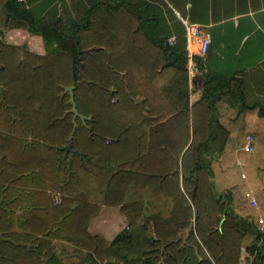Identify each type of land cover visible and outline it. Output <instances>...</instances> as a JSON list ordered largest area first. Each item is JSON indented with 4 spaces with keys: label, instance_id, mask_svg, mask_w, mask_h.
Here are the masks:
<instances>
[{
    "label": "trees",
    "instance_id": "1",
    "mask_svg": "<svg viewBox=\"0 0 264 264\" xmlns=\"http://www.w3.org/2000/svg\"><path fill=\"white\" fill-rule=\"evenodd\" d=\"M147 6L132 7L140 23ZM11 27L40 35L46 52L6 43ZM167 38L149 37L141 53L108 52L18 0H0V264H240L249 234V264H264V228L226 206L227 192L218 198L211 183L227 135L214 101L246 107L241 80L198 64L204 83L189 105L188 69ZM166 75L177 80L157 100L150 86ZM70 86L79 113L72 156L61 149L74 128ZM173 122L184 129L160 130ZM144 189L163 207L148 208ZM102 205L127 220L111 240L88 230ZM59 239L84 255L65 263Z\"/></svg>",
    "mask_w": 264,
    "mask_h": 264
},
{
    "label": "crops",
    "instance_id": "2",
    "mask_svg": "<svg viewBox=\"0 0 264 264\" xmlns=\"http://www.w3.org/2000/svg\"><path fill=\"white\" fill-rule=\"evenodd\" d=\"M18 1L34 17L56 22L64 32L76 33L90 47L141 53L148 47L149 37L174 36L172 45L177 46V56H182L180 60L188 69L189 105L200 98L204 83V78L196 74L198 64L205 73L239 77L246 107L238 110L221 96L214 101L215 115L227 135L224 150L212 161L211 180L215 189H219L218 194L227 192L226 206L242 216H250L259 229L264 228V0H143L148 6L141 8V23L132 12L139 0ZM176 11L202 25L210 34L208 52L202 57L196 55L198 63L187 52L184 29ZM85 19L87 24L82 25ZM3 36L8 44L21 45L38 54L46 52L42 37L26 28L11 27ZM176 80L172 75L158 78L150 91L155 87V98L163 99L167 95L163 89ZM182 129L184 125L178 122L160 127L161 131ZM247 135L253 137L251 151L244 149ZM141 195L151 210L164 205L163 198L153 197L149 189H144ZM126 226L127 220L119 207L106 205L88 222L91 234L107 240ZM57 242L59 248L62 244L67 246L66 251H58L62 259L71 260L74 255L70 243L64 239Z\"/></svg>",
    "mask_w": 264,
    "mask_h": 264
},
{
    "label": "built area",
    "instance_id": "3",
    "mask_svg": "<svg viewBox=\"0 0 264 264\" xmlns=\"http://www.w3.org/2000/svg\"><path fill=\"white\" fill-rule=\"evenodd\" d=\"M180 20L183 29L186 42L187 52L192 56H204L209 49L210 34L199 23L191 21L188 17L181 15L176 11L175 13ZM174 42V36L167 38V43L172 45ZM244 149L247 151L253 150V137L252 135L246 136V144ZM60 200L59 196H55V201ZM254 203V202H252Z\"/></svg>",
    "mask_w": 264,
    "mask_h": 264
},
{
    "label": "rangeland",
    "instance_id": "4",
    "mask_svg": "<svg viewBox=\"0 0 264 264\" xmlns=\"http://www.w3.org/2000/svg\"><path fill=\"white\" fill-rule=\"evenodd\" d=\"M4 37V36H3ZM27 48V47H26ZM101 48H104L105 50H107L108 52H118V51H113L114 49L113 48H115V47H101ZM212 183V182H211ZM212 189L213 190H216L218 193H220L219 192V189H215V185L213 186V183H212ZM53 193L54 192H51L50 194H52L53 195ZM55 196H59L60 197V195L59 194H56ZM55 196H54V198H55ZM52 197V196H51ZM130 199V198H129ZM52 200H54V199H52ZM55 201V200H54ZM56 202V201H55ZM121 231H123V230H119V231H117V232H121ZM252 234H249V235H247L245 238H244V240H243V242H242V250H241V262H240V264H249V261L251 260V256H250V254L248 253V251H247V246L250 244V242L252 241V236H251ZM81 255H84V253H80ZM80 255V256H81ZM79 255H75L74 257H72L74 260H64V262L65 263H70L71 261H78L81 257H80ZM101 264H107V263H101Z\"/></svg>",
    "mask_w": 264,
    "mask_h": 264
},
{
    "label": "water",
    "instance_id": "5",
    "mask_svg": "<svg viewBox=\"0 0 264 264\" xmlns=\"http://www.w3.org/2000/svg\"><path fill=\"white\" fill-rule=\"evenodd\" d=\"M73 88H74V86L67 87L65 89V91H68L69 94H70L69 102L72 104L71 111L73 112L74 128H73V131L71 132L70 137H69L70 143L68 145H64L61 148L65 152H70L71 153V156H72V154L74 152L73 150H71V140H72L73 133L75 132V129H76V126H77V124L75 123V118L79 115L78 110L76 108V104L74 102V98H73ZM80 117L83 119V116H80ZM56 150H59V148L56 147ZM192 175H193V181H194V183H196V172H194ZM211 182H212V180H211ZM195 187H196V184L194 185V189H195ZM219 196H220V194L217 195L218 198H219Z\"/></svg>",
    "mask_w": 264,
    "mask_h": 264
}]
</instances>
